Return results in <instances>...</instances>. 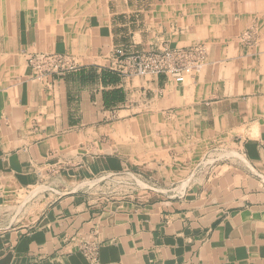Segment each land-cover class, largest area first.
<instances>
[{
	"label": "crops",
	"instance_id": "crops-1",
	"mask_svg": "<svg viewBox=\"0 0 264 264\" xmlns=\"http://www.w3.org/2000/svg\"><path fill=\"white\" fill-rule=\"evenodd\" d=\"M194 43L205 61L184 83L114 67ZM40 54L75 68L39 76ZM224 148L240 159L202 162ZM128 173L151 200L73 188ZM257 176L264 0H0V264H264ZM44 185L62 193L22 205Z\"/></svg>",
	"mask_w": 264,
	"mask_h": 264
},
{
	"label": "built area",
	"instance_id": "built-area-1",
	"mask_svg": "<svg viewBox=\"0 0 264 264\" xmlns=\"http://www.w3.org/2000/svg\"><path fill=\"white\" fill-rule=\"evenodd\" d=\"M206 50L204 46L167 48L158 51H143L129 57H119L114 63L124 77L164 75L177 83H183L192 72L201 69ZM30 68L37 75L62 74L75 68L73 62L59 55L40 54L29 58ZM89 257L92 252L87 253Z\"/></svg>",
	"mask_w": 264,
	"mask_h": 264
},
{
	"label": "rangeland",
	"instance_id": "rangeland-1",
	"mask_svg": "<svg viewBox=\"0 0 264 264\" xmlns=\"http://www.w3.org/2000/svg\"><path fill=\"white\" fill-rule=\"evenodd\" d=\"M253 31L254 29L246 30L244 32L245 34L243 40L241 39V42L247 47L255 42L253 39ZM198 45L204 46L202 43H194L190 46ZM198 71L192 72L190 76L185 78V81L191 79ZM232 159L239 160L240 156L236 152L224 148L221 151L209 153V156L204 158L202 162L205 164L212 163V161L216 160L225 163V161ZM256 178L262 183V185H264V177L257 176ZM73 188H75V191H78L79 193H84L91 199L92 202H94V205L96 206H99L104 201L114 203L126 200L136 201L139 199L141 202H146L152 199L153 189H156L154 186L142 180L137 175L131 173L120 175H103L93 179L88 183L76 184ZM53 190L54 189H52V187L47 185L36 187L25 193L23 196L22 205L25 207H33L34 204H37L38 199L41 198L43 199L41 201H44L49 206L56 199V197L62 193L60 191ZM41 201H39V203H41ZM18 211L20 212V209H18Z\"/></svg>",
	"mask_w": 264,
	"mask_h": 264
}]
</instances>
